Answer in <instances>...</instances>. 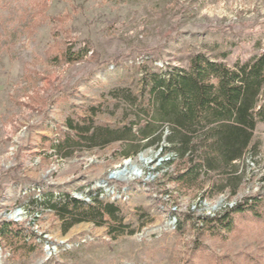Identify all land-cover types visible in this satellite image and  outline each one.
Masks as SVG:
<instances>
[{
	"label": "rangeland",
	"instance_id": "rangeland-1",
	"mask_svg": "<svg viewBox=\"0 0 264 264\" xmlns=\"http://www.w3.org/2000/svg\"><path fill=\"white\" fill-rule=\"evenodd\" d=\"M262 52L264 0H0V223L25 234L0 238V264H264V121L234 196H207L209 180L179 188L176 164L165 163L171 150L123 155L145 142V73L187 67L196 53L232 65ZM68 120L136 135L89 146ZM128 160L138 172L108 177ZM89 190L118 203L133 233L112 239L92 222L62 233L52 210L31 203ZM238 203H255L257 214L235 213L231 232L204 224Z\"/></svg>",
	"mask_w": 264,
	"mask_h": 264
},
{
	"label": "trees",
	"instance_id": "trees-1",
	"mask_svg": "<svg viewBox=\"0 0 264 264\" xmlns=\"http://www.w3.org/2000/svg\"><path fill=\"white\" fill-rule=\"evenodd\" d=\"M142 81L148 95L145 111L148 120L137 134L145 142L123 155L129 157L152 145L163 151L171 150L174 157L165 163L176 164L172 179L179 188L203 189V183L209 180L207 196L218 193L234 196L247 166L244 156L255 148L251 144L253 132L264 121V52L232 65L196 53L189 58L187 67L168 68L164 73L147 72ZM165 123L166 135L161 128ZM67 126L89 142V146L124 139L126 133L128 139L136 135L130 126L119 130L96 125L92 120L82 125L68 120ZM162 140L166 145L161 144ZM99 192L89 190L87 202L69 193L47 191L32 198L31 203L35 208L52 210L60 221L62 233L80 222L105 227L112 239L133 233L124 222L120 205L106 196L100 197ZM254 204L238 203L226 216L205 217L204 224L217 220L231 232L234 214L250 211L256 215ZM0 238L8 242L24 241L25 234L17 223L4 221L0 223Z\"/></svg>",
	"mask_w": 264,
	"mask_h": 264
},
{
	"label": "bare ground",
	"instance_id": "bare-ground-1",
	"mask_svg": "<svg viewBox=\"0 0 264 264\" xmlns=\"http://www.w3.org/2000/svg\"><path fill=\"white\" fill-rule=\"evenodd\" d=\"M139 159L141 160V162L143 163V164H146L147 163V161H148V159H147V157H145V155H140L139 156ZM127 162V161H126ZM130 164H131V168L129 169V171L127 172V173H120V174H115V175H117V177L118 176H121V177H129V176H132V175H134L133 174V170L134 171H137L138 169L136 168V165L134 164V163H132V162H130ZM138 172V171H137ZM136 175V174H135ZM11 216H13V215H15V213H11L10 214Z\"/></svg>",
	"mask_w": 264,
	"mask_h": 264
},
{
	"label": "water",
	"instance_id": "water-1",
	"mask_svg": "<svg viewBox=\"0 0 264 264\" xmlns=\"http://www.w3.org/2000/svg\"><path fill=\"white\" fill-rule=\"evenodd\" d=\"M127 166H129L131 168V164L130 161L128 160V162L124 163V165L122 167H120L119 169L113 170L109 173L108 177L109 178H114L117 177V175L115 174H120V173H127L129 171V169H127ZM135 173V171L133 172Z\"/></svg>",
	"mask_w": 264,
	"mask_h": 264
},
{
	"label": "built area",
	"instance_id": "built-area-1",
	"mask_svg": "<svg viewBox=\"0 0 264 264\" xmlns=\"http://www.w3.org/2000/svg\"><path fill=\"white\" fill-rule=\"evenodd\" d=\"M104 185L106 184V182L103 183ZM118 192L117 193V197L120 198L122 195L124 196V194L122 193V191H116ZM113 193H115V191H113ZM84 200H89L88 197H86ZM21 213H15L14 217H17L18 215H20ZM16 220V219H15ZM46 252H48L49 254L52 253V250H53V247L52 246H49V245H46V248H45Z\"/></svg>",
	"mask_w": 264,
	"mask_h": 264
}]
</instances>
